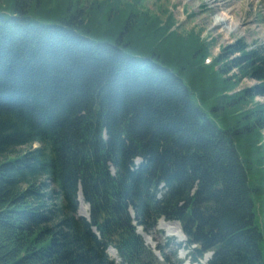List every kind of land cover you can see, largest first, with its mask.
Masks as SVG:
<instances>
[{"label": "trees", "instance_id": "obj_1", "mask_svg": "<svg viewBox=\"0 0 264 264\" xmlns=\"http://www.w3.org/2000/svg\"><path fill=\"white\" fill-rule=\"evenodd\" d=\"M31 1L0 8V264H116L110 247L160 264L137 233L160 219L194 261L264 264V43L208 65L212 43L172 31L166 8L94 0L53 23ZM102 17L113 41L95 35Z\"/></svg>", "mask_w": 264, "mask_h": 264}, {"label": "rangeland", "instance_id": "obj_2", "mask_svg": "<svg viewBox=\"0 0 264 264\" xmlns=\"http://www.w3.org/2000/svg\"><path fill=\"white\" fill-rule=\"evenodd\" d=\"M93 1L33 0L28 6V13L31 17L40 20L49 17L46 20L54 23L76 14L80 8L86 10ZM15 5L16 0H1L0 8L13 11ZM140 5L149 10L151 14H157L162 18L167 16V14H163L162 8L170 10L175 19L172 31L176 29L182 34H186L185 32H189L192 28L202 31V38L207 43H212L210 53L213 59L221 47L233 44L240 38H244L250 45L264 43V0H142ZM94 32L100 40H104L106 33H111L112 37L110 38L112 39L109 40L113 41L119 36L120 28L114 21L102 17L96 23ZM255 84H257L256 81L245 80L235 92ZM257 100L263 102L264 97H258ZM78 215L82 216L80 206ZM160 226V222H158L151 232L143 231L149 239H145L143 235L146 245L157 253L162 263H164V259L159 248L164 249V254L172 264H188L190 261L189 252L184 247V239H177L171 235L174 227L177 230L176 226H168L172 227L169 230L167 226ZM176 250L178 253H175ZM200 264H204V261Z\"/></svg>", "mask_w": 264, "mask_h": 264}, {"label": "bare ground", "instance_id": "obj_3", "mask_svg": "<svg viewBox=\"0 0 264 264\" xmlns=\"http://www.w3.org/2000/svg\"><path fill=\"white\" fill-rule=\"evenodd\" d=\"M80 213L83 215V216H85V217H87L88 215H89V207H88V205L85 203V201H84V199H83V197L81 196L80 197ZM160 227H165V226H169L170 224H167V225H165V222H163V221H160ZM171 226H176V228L178 229V233L176 234L175 232H174V236H177V237H180L179 236V227H178V225H176V224H171ZM170 228V227H169ZM174 231V230H173ZM141 234L142 235H144V237H145V239H147V240H149L148 239V236L143 232V231H141ZM180 235H181V237L183 238V236H182V234H181V232H180ZM151 243V242H150ZM109 253H110V255L115 259V260H117L118 261V257H117V253H116V251L114 250V249H110L109 250Z\"/></svg>", "mask_w": 264, "mask_h": 264}]
</instances>
